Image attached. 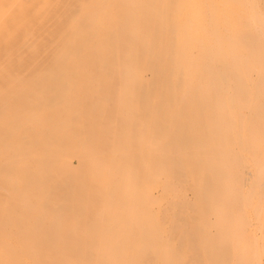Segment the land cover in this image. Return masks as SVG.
Wrapping results in <instances>:
<instances>
[{
    "label": "bare ground",
    "instance_id": "bare-ground-1",
    "mask_svg": "<svg viewBox=\"0 0 264 264\" xmlns=\"http://www.w3.org/2000/svg\"><path fill=\"white\" fill-rule=\"evenodd\" d=\"M0 264H264V0H0Z\"/></svg>",
    "mask_w": 264,
    "mask_h": 264
},
{
    "label": "rangeland",
    "instance_id": "rangeland-1",
    "mask_svg": "<svg viewBox=\"0 0 264 264\" xmlns=\"http://www.w3.org/2000/svg\"><path fill=\"white\" fill-rule=\"evenodd\" d=\"M43 56H44L43 54L38 55V59L43 57ZM73 165H75V161L74 160H73ZM186 196H187L188 199H190L191 198V193L189 191H187L186 192Z\"/></svg>",
    "mask_w": 264,
    "mask_h": 264
}]
</instances>
